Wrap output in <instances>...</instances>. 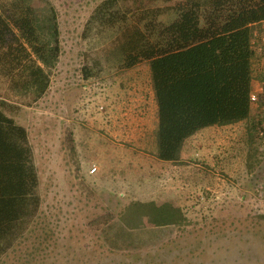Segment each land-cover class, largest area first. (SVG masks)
<instances>
[{"label": "rangeland", "instance_id": "1", "mask_svg": "<svg viewBox=\"0 0 264 264\" xmlns=\"http://www.w3.org/2000/svg\"><path fill=\"white\" fill-rule=\"evenodd\" d=\"M49 1L63 53L45 96L15 103L0 81L3 111L29 131L42 197L30 231L0 264H264V127H209L186 142L181 163L159 161L149 65L122 72L113 46L84 38L104 0ZM119 1L131 14L186 0ZM85 54L103 64L99 77L84 78ZM132 201L183 218L150 248L115 250L90 224Z\"/></svg>", "mask_w": 264, "mask_h": 264}, {"label": "trees", "instance_id": "2", "mask_svg": "<svg viewBox=\"0 0 264 264\" xmlns=\"http://www.w3.org/2000/svg\"><path fill=\"white\" fill-rule=\"evenodd\" d=\"M263 22L264 0H186L131 14L119 0H104L83 36L113 46L122 72L149 65L157 104L156 157L179 164L186 141L201 130L250 118L252 83L261 66L255 27ZM62 53L58 11L49 0L0 7V81L15 103L31 107L45 96ZM85 56L90 64L84 78L99 77L103 64ZM7 105L0 100V263L30 231L42 205L29 131L3 111ZM108 214L90 226L115 250L152 247L183 218L167 205L145 201L119 203Z\"/></svg>", "mask_w": 264, "mask_h": 264}, {"label": "crops", "instance_id": "3", "mask_svg": "<svg viewBox=\"0 0 264 264\" xmlns=\"http://www.w3.org/2000/svg\"><path fill=\"white\" fill-rule=\"evenodd\" d=\"M263 35H264V22L255 27V37H256L255 43L256 44L258 43V46H259V49L257 48V50H258V54H259V58H260L259 60H260L261 66L259 69V75H258L259 77H256V79L253 80L252 93L257 94L259 97V100H258V102L253 103L250 118L248 120H245V121H242V122H239L236 124L228 125V126H221V127H236L239 124H243V123L246 124L247 130L250 129L249 125L253 126L252 124H258V125L260 124V126L264 127V67L262 66V63L264 61V45H262V42L260 43V40H262L261 38ZM258 38H260V39H258ZM260 49H262V50L260 51ZM140 68H141V66H138V67L131 69L129 71L130 72L134 71V70L137 71ZM152 90H153V86H152ZM153 96H154V90H153ZM154 98H155V96H154ZM148 121L149 120H147L146 124L148 123ZM216 127H219V126H216ZM156 129H157V127H156ZM198 133H200V132H198ZM197 134H195V135H197ZM190 139H188L186 142H188Z\"/></svg>", "mask_w": 264, "mask_h": 264}, {"label": "built area", "instance_id": "4", "mask_svg": "<svg viewBox=\"0 0 264 264\" xmlns=\"http://www.w3.org/2000/svg\"><path fill=\"white\" fill-rule=\"evenodd\" d=\"M261 39H262V40H261L262 45H264V35L262 36ZM258 99H259L258 95L255 94V93H252V95H251V100H252V102L255 103V102L258 101ZM260 138L262 139V144H263V147H264V132H261V133H260ZM92 172H93V173L96 172V168H93Z\"/></svg>", "mask_w": 264, "mask_h": 264}]
</instances>
